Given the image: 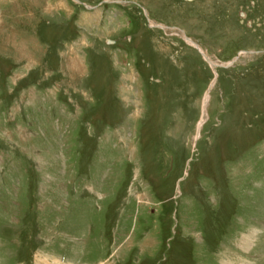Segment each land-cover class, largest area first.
<instances>
[{
    "label": "rangeland",
    "instance_id": "rangeland-1",
    "mask_svg": "<svg viewBox=\"0 0 264 264\" xmlns=\"http://www.w3.org/2000/svg\"><path fill=\"white\" fill-rule=\"evenodd\" d=\"M0 264H264V0H0Z\"/></svg>",
    "mask_w": 264,
    "mask_h": 264
},
{
    "label": "bare ground",
    "instance_id": "bare-ground-1",
    "mask_svg": "<svg viewBox=\"0 0 264 264\" xmlns=\"http://www.w3.org/2000/svg\"><path fill=\"white\" fill-rule=\"evenodd\" d=\"M187 40V42H189V43H191V44H193V45H196V44H194V42H192L191 40H188V39H186ZM198 47V46H197ZM200 49V48H199ZM201 54L202 55H204V57H205V54H204V52L203 51H201ZM206 58V57H205Z\"/></svg>",
    "mask_w": 264,
    "mask_h": 264
}]
</instances>
